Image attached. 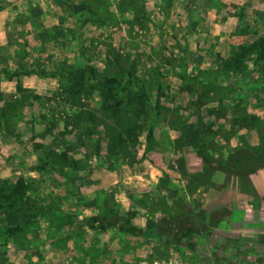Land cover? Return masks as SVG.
<instances>
[{"label": "rangeland", "instance_id": "374dc122", "mask_svg": "<svg viewBox=\"0 0 264 264\" xmlns=\"http://www.w3.org/2000/svg\"><path fill=\"white\" fill-rule=\"evenodd\" d=\"M0 264H264V0H0Z\"/></svg>", "mask_w": 264, "mask_h": 264}, {"label": "trees", "instance_id": "16d2710c", "mask_svg": "<svg viewBox=\"0 0 264 264\" xmlns=\"http://www.w3.org/2000/svg\"><path fill=\"white\" fill-rule=\"evenodd\" d=\"M89 70V75L86 74V71ZM69 78L77 79V85L84 81H96L97 83H103L105 87L114 88L115 89V107H118L123 101V95H120L119 86L122 88V92H131L129 95V100L133 102V100L137 97L133 92L132 84L137 82L136 78H132L131 76H122V79L117 78L116 76H106L103 78H98L96 74V68L91 65H85L83 67L76 68L74 70H70ZM141 89V88H140Z\"/></svg>", "mask_w": 264, "mask_h": 264}]
</instances>
